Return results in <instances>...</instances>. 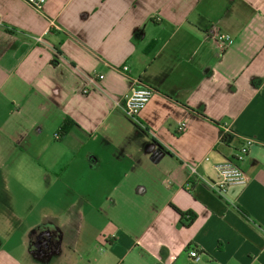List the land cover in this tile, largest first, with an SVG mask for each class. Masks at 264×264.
Masks as SVG:
<instances>
[{"label": "crops", "instance_id": "crops-1", "mask_svg": "<svg viewBox=\"0 0 264 264\" xmlns=\"http://www.w3.org/2000/svg\"><path fill=\"white\" fill-rule=\"evenodd\" d=\"M0 264H264V0H0Z\"/></svg>", "mask_w": 264, "mask_h": 264}, {"label": "built area", "instance_id": "built-area-1", "mask_svg": "<svg viewBox=\"0 0 264 264\" xmlns=\"http://www.w3.org/2000/svg\"><path fill=\"white\" fill-rule=\"evenodd\" d=\"M24 1L35 8H41L48 0ZM214 39L221 50H227L234 42L233 37L225 33H217ZM37 40L41 41V38H38ZM128 70L129 67L125 66L124 71L127 72ZM83 93L88 94L89 91L84 90ZM153 94L154 90L150 86L137 88L123 100L118 101L117 107L128 117L133 120H137L140 113L146 108L149 101L153 97ZM187 126V123H182L178 128V132H184L187 129ZM228 133L229 130L225 129L223 135L224 140L228 139ZM253 143V140H246L233 158L227 159L224 164L216 167L217 178L214 182H209V186L218 196H224L227 193L228 188L231 186H246L248 184L249 179L240 166V163L245 160L248 155L249 148L253 145ZM199 164L200 163H190L187 165L190 178L199 174ZM189 256L193 260H199V254L195 251L189 252Z\"/></svg>", "mask_w": 264, "mask_h": 264}, {"label": "trees", "instance_id": "trees-1", "mask_svg": "<svg viewBox=\"0 0 264 264\" xmlns=\"http://www.w3.org/2000/svg\"><path fill=\"white\" fill-rule=\"evenodd\" d=\"M72 125H73V122L70 119H67L65 123L63 124V126L60 128V132H59L60 135L65 136L70 131V128ZM176 210L178 211V213H180L182 220H184L186 224L192 223L196 217L191 212H182L177 208Z\"/></svg>", "mask_w": 264, "mask_h": 264}]
</instances>
